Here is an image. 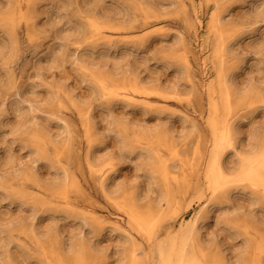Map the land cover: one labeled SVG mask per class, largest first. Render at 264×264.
<instances>
[{"label": "rangeland", "instance_id": "1", "mask_svg": "<svg viewBox=\"0 0 264 264\" xmlns=\"http://www.w3.org/2000/svg\"><path fill=\"white\" fill-rule=\"evenodd\" d=\"M219 13L232 122L243 120L234 124L235 146L262 150L264 0H0V264H75L77 245L86 247L82 264H129L131 237L77 214L93 207L119 221L141 255L150 244L126 223L127 203L160 216L163 240L203 215L209 200L222 206L193 237L200 259L264 264V207L233 189L240 187L233 176L214 196L204 179L212 95L203 86L211 82L218 101L220 69L208 23ZM91 23L102 27L101 39ZM204 57L207 77L198 63ZM99 80L136 81L148 104L103 95ZM223 147V166L232 173L239 153ZM88 157H114L106 192ZM157 158L177 176L167 186L172 203L162 201L160 211L166 188Z\"/></svg>", "mask_w": 264, "mask_h": 264}, {"label": "bare ground", "instance_id": "2", "mask_svg": "<svg viewBox=\"0 0 264 264\" xmlns=\"http://www.w3.org/2000/svg\"><path fill=\"white\" fill-rule=\"evenodd\" d=\"M18 9L21 10V7H19ZM221 14L222 13L211 15L208 23V30L210 32H213L217 39V44L214 51V58L217 61H219L220 69H218L216 75L217 83L219 87L216 86L217 84H214L216 87L219 88L218 101L213 99V94L216 93L214 91L215 88L213 89V84L211 82H208L207 86L205 85L203 86L205 91L207 90L209 94L208 96L212 95V100L208 109L209 119L206 122L208 123L211 130V149L209 152V157L207 159L208 162L207 164L205 163L206 166L204 171V179L207 182V190L209 191L211 196H214L218 191L224 189L230 184V179H228L227 177L233 176L234 177L232 179L233 182H237V184L240 185V187H234L233 189H235L237 192H239L240 190V195H248L250 203L258 204L264 207L262 204V201L264 200V149L257 150L255 147H253L249 151H243L242 149L238 150V148L235 146L236 144L233 138V135L236 133L234 124H237L238 122L243 120L232 122L233 114L231 112L232 109L229 99V97H231L229 96L231 92L228 93L227 91L229 89L226 90L225 87L226 83L229 82V80L225 78L224 74L221 72L223 56L228 46V40L225 38V35L223 36L222 30L219 29ZM197 21L198 24L201 25V20L199 19L198 16H197ZM195 31L197 32V30ZM90 32L95 37H98V40L101 39L100 37L101 34H105V32L102 30V27H100L98 24L95 23L90 24ZM112 41L113 40L111 38H106L107 43H111ZM205 58L206 57L201 58L199 62L198 61L197 62L199 63V66L202 68V72L205 75L206 74L208 75L207 73L208 61ZM188 61L189 60H187L186 57L187 68L192 69L191 65L188 64L189 63ZM98 84L100 86L103 95L116 97L123 102L136 103L140 105L148 104L147 94L141 88V86L138 85L136 81L133 82L131 85L126 84L122 86H116L114 84H109L108 82L99 80ZM198 84L201 83L199 82ZM230 87L231 85H229V88ZM249 94L251 95L250 92ZM89 116L90 113L87 115V119L89 118ZM65 125L67 126L66 123ZM86 132L90 136V128L86 129ZM223 146H227L229 149H232L235 152L239 153L238 163L236 164L233 171H231L232 173H226V170L223 166V161H222V154L224 148ZM113 159L114 157H107V158L104 157L101 159H96V158L91 159V157H88L87 159L89 170L98 175L101 181V187L104 192H106L107 190L106 180L108 175L111 172L116 171L115 163L113 162ZM157 161H158L157 172L159 173L160 179L162 181L160 182V184L163 183V185L166 188L164 195L161 198H159L157 202V208L158 211H160V208L162 207L161 205L162 201L166 203L168 206L172 203V192L169 190V188H167V186L171 180L176 181L177 176L175 175V172L169 168L168 163L163 162L159 158H157ZM233 189H231L230 191H232ZM230 191L226 193L227 196L229 195ZM64 203L67 209L75 210L76 206H74V204H72V202H70L66 197L64 198ZM221 204L222 201L220 200L218 201L209 200V203H205L203 205V210H204L203 215L195 216V218L190 223H186L185 225H182L181 228L174 235H170L163 240H159L158 230L161 221L160 216L157 214L155 215L152 211L142 213V211H139L134 203L132 202L127 203L126 206L123 208L126 217V223L132 226L138 234L143 235L150 244L148 251L147 252L142 251L141 255H138V252H140L141 249L138 247V245L135 244L133 235L128 230H125L119 221L110 223V221H108V217L102 215L99 211H97L96 208L93 207L77 215L88 217V219L92 220L99 229L102 230L115 229V230H119L120 233L123 234L124 236L129 238L131 237L130 239L131 245L130 247H128V250L126 251V255H124L125 258L128 260L129 264H206L199 257V255L202 256L201 247L199 245L197 246L195 244L193 245L192 241L194 235L198 234L199 225L207 220V215L210 214L211 210L221 208L222 206ZM153 210H156V208ZM171 219L173 220V218ZM84 246L77 245L76 248H74L75 264L83 263L84 250L86 248ZM188 247L191 250L193 248V251H190ZM86 257L87 256H85V258ZM234 264H238V263L235 262ZM250 264H261V262L253 261Z\"/></svg>", "mask_w": 264, "mask_h": 264}]
</instances>
